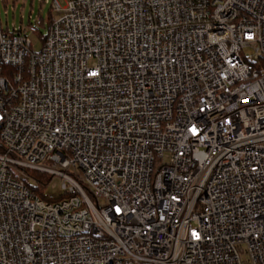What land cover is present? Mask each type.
I'll return each instance as SVG.
<instances>
[{
	"label": "built area",
	"instance_id": "built-area-1",
	"mask_svg": "<svg viewBox=\"0 0 264 264\" xmlns=\"http://www.w3.org/2000/svg\"><path fill=\"white\" fill-rule=\"evenodd\" d=\"M45 2L0 19V264H264V0Z\"/></svg>",
	"mask_w": 264,
	"mask_h": 264
},
{
	"label": "rangeland",
	"instance_id": "rangeland-1",
	"mask_svg": "<svg viewBox=\"0 0 264 264\" xmlns=\"http://www.w3.org/2000/svg\"><path fill=\"white\" fill-rule=\"evenodd\" d=\"M29 14H31L33 18L42 15L44 23L46 24L49 15V5L45 0H0V19L3 28L6 30L12 31L14 28H19L20 25H26L28 23ZM39 21H37V25ZM41 31L42 34L45 33V26H42ZM40 47V38L33 36L32 49L34 51H39ZM29 182L36 185V182L32 179H29ZM57 182H59L58 179ZM46 191L49 195L54 197L62 193L60 187H56L55 189L47 187Z\"/></svg>",
	"mask_w": 264,
	"mask_h": 264
},
{
	"label": "trees",
	"instance_id": "trees-1",
	"mask_svg": "<svg viewBox=\"0 0 264 264\" xmlns=\"http://www.w3.org/2000/svg\"><path fill=\"white\" fill-rule=\"evenodd\" d=\"M51 19H52V12L49 8V15H48V18L46 20L47 21L46 24L44 23L43 18H41L39 21V24H38L39 28L37 31V35L39 37L42 36V34H41L42 33V31H41L42 26H46L47 24H49V21H51ZM23 172H24V175L26 176V177L23 176L26 184L32 189L34 194L39 195L43 199L48 200V201H54V200H58V199H61V198L67 196L66 193H62V194H59V195L54 197V196L47 194L44 191L45 186L49 183V181L51 179V175L46 174V173L41 172V171H38V170L28 169V168L23 169ZM15 177H17V176L15 175ZM29 179L34 180L36 182V185H32L29 182Z\"/></svg>",
	"mask_w": 264,
	"mask_h": 264
},
{
	"label": "snow or ice",
	"instance_id": "snow-or-ice-1",
	"mask_svg": "<svg viewBox=\"0 0 264 264\" xmlns=\"http://www.w3.org/2000/svg\"><path fill=\"white\" fill-rule=\"evenodd\" d=\"M195 235V234H194Z\"/></svg>",
	"mask_w": 264,
	"mask_h": 264
}]
</instances>
